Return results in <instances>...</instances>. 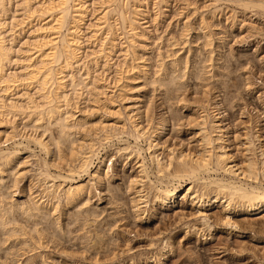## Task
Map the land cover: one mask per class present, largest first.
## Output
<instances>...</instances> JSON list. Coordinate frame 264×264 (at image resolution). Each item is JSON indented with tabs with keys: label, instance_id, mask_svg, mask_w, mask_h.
<instances>
[{
	"label": "bare ground",
	"instance_id": "bare-ground-1",
	"mask_svg": "<svg viewBox=\"0 0 264 264\" xmlns=\"http://www.w3.org/2000/svg\"><path fill=\"white\" fill-rule=\"evenodd\" d=\"M241 1L244 8H264ZM168 2L0 0V264H63L64 256L77 255L64 247L66 233L84 249L105 244V235L118 229L116 218L94 234L83 226L98 220L101 190L114 197L115 154H132L138 162L126 183L136 221L178 196H190L201 210L215 201L226 210L264 207L263 149L258 158L245 136L247 153L235 160L222 125V99L213 95L215 84H230L231 63L215 51L224 37L223 9L193 21L183 12L175 32L153 37L146 19L158 30ZM189 81L199 96L187 95ZM148 85L168 112L155 113L154 96L143 99ZM168 122L172 131L183 122L195 127L196 149L166 145ZM204 174L208 178L197 184ZM76 222L80 227L72 229ZM170 246L166 241L164 248Z\"/></svg>",
	"mask_w": 264,
	"mask_h": 264
},
{
	"label": "rangeland",
	"instance_id": "rangeland-1",
	"mask_svg": "<svg viewBox=\"0 0 264 264\" xmlns=\"http://www.w3.org/2000/svg\"><path fill=\"white\" fill-rule=\"evenodd\" d=\"M207 1L210 2L207 3ZM249 2L259 4L260 2L264 3V0H250ZM241 3V0H169L166 9H164V16L159 18L158 30H155L150 17L146 19H150L147 26L152 30L153 37L159 34L165 37L168 31L175 32L177 30V24L181 22L183 12L184 14L187 13L189 19L193 21L200 15H210L211 10H214L213 8L223 9L219 25L220 35L224 37L222 42L217 43L220 46L216 45L215 51L218 54L220 52L222 56H226L228 63H231L229 64L230 77L226 78L230 84L228 88H222L220 85L215 84L218 88L213 90V95L218 94L217 99H222L223 108L220 109L221 115H223L222 125L227 131L229 150L238 163L241 161L243 154L247 153L245 150L247 146L245 136L250 137L249 139L253 141L254 151L258 158L262 157L260 149H263L264 152V8L256 5L244 8L240 6ZM234 21L236 22L234 23ZM197 42H200V40ZM229 49H233L232 57L227 56ZM149 52L154 56L156 52L154 43H150ZM245 78L250 82L249 89L246 87ZM194 87V83L189 81L187 95L190 98L199 96L195 94ZM142 92V97L145 96L143 99L152 96H154L153 99L156 98L157 103H155L154 110L156 114L159 111L168 112L167 104L165 103V105L158 100V91H153L152 86H146ZM170 127L171 123L168 122L165 132L166 137H164L167 140L166 143L168 142L166 145L196 149L197 129L195 127L186 125L185 122H183V126L179 131L174 130V132L170 130ZM18 139L20 140V138ZM129 141L133 143L132 138ZM29 146L34 148L37 145L30 142ZM102 150L99 157L104 155V150ZM142 153L147 160V154L144 151ZM96 161L95 159L94 164ZM111 161L113 162L114 178L112 185L114 197H111L106 190H101V198L96 208L99 213L98 220L96 222L88 221L83 227L94 234L95 230L98 231L97 229H101L100 231L105 230L106 226L108 227L109 223H112L109 221L116 218L118 229L113 233V236L110 235L111 240L109 235H105V244L90 249L86 247L90 251L84 249V244H81L80 239H71V236L66 233L62 243L68 250H77V255L67 259L64 256L63 259L66 262L63 264H264V207L252 212H243L239 209L226 210L221 201H215L205 205V208L201 210L190 201V196L183 197V199L182 196H178L175 203L167 207L156 206L155 210L145 212L140 216V220L136 221L132 218L129 203L126 202L129 198L126 183L129 176L136 174L138 162L132 154L122 157L115 154L112 156ZM111 161H108V163ZM91 169H93V166ZM207 176V174H204L196 183H202L208 178ZM263 177L264 175L259 176L262 186H264ZM151 179L154 184H157L153 176H151ZM177 181L171 180V183L177 185ZM179 182L182 185L189 184L187 179H181ZM150 194L152 195V192ZM150 194L149 197L151 198ZM95 200L96 197L92 201ZM71 225L72 229H76L81 224L76 222ZM68 240L70 241L68 242ZM166 241L171 244L168 249L164 248ZM98 249L100 251H96ZM160 252L163 255L158 258L159 260H155L154 256H159Z\"/></svg>",
	"mask_w": 264,
	"mask_h": 264
}]
</instances>
